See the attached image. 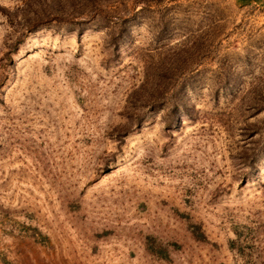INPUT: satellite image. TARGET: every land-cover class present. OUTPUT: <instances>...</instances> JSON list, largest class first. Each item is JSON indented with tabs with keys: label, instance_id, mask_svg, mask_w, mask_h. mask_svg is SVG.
Here are the masks:
<instances>
[{
	"label": "rangeland",
	"instance_id": "rangeland-1",
	"mask_svg": "<svg viewBox=\"0 0 264 264\" xmlns=\"http://www.w3.org/2000/svg\"><path fill=\"white\" fill-rule=\"evenodd\" d=\"M97 1L113 28L52 22L25 36L0 18V57L23 36L0 93V264H264V0ZM74 6L88 8L60 3ZM174 240L167 261L147 252Z\"/></svg>",
	"mask_w": 264,
	"mask_h": 264
},
{
	"label": "trees",
	"instance_id": "trees-1",
	"mask_svg": "<svg viewBox=\"0 0 264 264\" xmlns=\"http://www.w3.org/2000/svg\"><path fill=\"white\" fill-rule=\"evenodd\" d=\"M62 0H50L51 5L54 4L53 12L45 11V9H41L43 5V1L41 0H21L18 1V3L12 8V10H9L8 8L0 6V18L5 20L7 23L11 24L13 22H18V20L22 23L23 30L25 33V36L28 34H32L37 32L40 29H43L44 27L48 26L52 22H58V23H67L69 27H74V31H77L78 34L80 32L89 29L91 26L96 25V23H105L108 28H113V26L109 25V17H110V10L104 9L97 0H79L83 2L85 5H87V10L85 12H80L77 14V9L74 6V14L68 15L64 14L62 10L60 9V3ZM254 5H260L256 3V1H252ZM261 8H264V6L260 5ZM85 13V14H84ZM83 15H87L86 18H83ZM130 17H133L131 15ZM77 19V20H75ZM114 19H116L115 23L112 25H116V32L114 35H112V44L113 46L116 45L117 38H120L122 36V33H124V27L125 22L128 20L127 15H117ZM131 19V18H130ZM23 43V36L19 35L17 36L13 43L12 48L10 51L5 52L0 57V93L1 88L5 85V83L10 79L12 74V66H13V58L12 56L15 55V52L17 48L22 45ZM173 91V90H172ZM167 91L166 97H168L171 101V104L168 107L167 110V117H169L171 120L168 122V126L177 118L176 107H177V101L175 102L173 98V92ZM166 93V92H165ZM173 98V99H172ZM159 97L153 98L152 100L148 101L146 104V110L141 114L140 116H136V118L132 122V127L134 129H138L140 127V124L144 121L145 117L147 116V112H153L162 106L158 102ZM1 103V99H0ZM130 129V128H129ZM128 133L127 130L123 131H117L115 134V137H113V140L116 141V143L119 145L123 142V138ZM118 152V150H117ZM252 156L246 158L247 159V171L246 174L252 173L255 166L252 161L253 157L256 155V153H252ZM114 160V155L111 154L110 157L106 158L105 162H103L101 166L100 171H106L109 167V165L112 164ZM74 202V201H73ZM74 204L76 205V208L78 205L76 203L69 202V206L71 209H74ZM185 215V216H183ZM181 221L185 224L186 230L189 233L192 240L195 242H205L206 237L201 230L199 224L196 222L191 221V219L188 217L187 214L180 213ZM96 237H100V235L96 234ZM31 239L33 242L37 243L41 248H44L45 250L49 251L54 248V244L51 242L49 236L42 232H37L36 235L32 234ZM234 240H230L228 243V247L234 248ZM179 244L174 240L171 242H167L166 244H160V243H148L146 245L147 252L150 256L155 258L158 261H167L169 257L170 249L178 248ZM175 250V249H174ZM242 256V255H241Z\"/></svg>",
	"mask_w": 264,
	"mask_h": 264
},
{
	"label": "bare ground",
	"instance_id": "bare-ground-1",
	"mask_svg": "<svg viewBox=\"0 0 264 264\" xmlns=\"http://www.w3.org/2000/svg\"><path fill=\"white\" fill-rule=\"evenodd\" d=\"M106 159H104V162H105Z\"/></svg>",
	"mask_w": 264,
	"mask_h": 264
},
{
	"label": "crops",
	"instance_id": "crops-1",
	"mask_svg": "<svg viewBox=\"0 0 264 264\" xmlns=\"http://www.w3.org/2000/svg\"><path fill=\"white\" fill-rule=\"evenodd\" d=\"M258 1V0H257Z\"/></svg>",
	"mask_w": 264,
	"mask_h": 264
}]
</instances>
